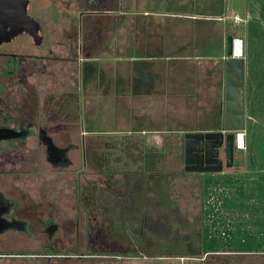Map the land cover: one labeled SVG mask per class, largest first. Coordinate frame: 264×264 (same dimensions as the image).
<instances>
[{
  "label": "rangeland",
  "instance_id": "rangeland-1",
  "mask_svg": "<svg viewBox=\"0 0 264 264\" xmlns=\"http://www.w3.org/2000/svg\"><path fill=\"white\" fill-rule=\"evenodd\" d=\"M120 2L121 8H116L114 14H102L99 9L97 16L88 17L84 23L94 21L99 32L108 35L119 29V36H114L116 48L99 46L98 51L91 53L88 48L91 40L88 41L87 36L84 39L74 35L69 62L35 61L40 75L29 77V73H25L24 77L18 78L20 81L16 77L8 87L13 94L23 90L19 93L29 94L30 99L41 88L38 95L41 98V127L54 146L65 149L73 142L70 138L77 141V137H68L62 131L56 136L54 129L49 127L57 122L65 123L63 112L67 105L46 96L48 90L54 89V82L58 90L64 80L71 77L70 83L77 95L83 92L77 97V112L71 115V125L78 132H84L80 141L91 138L102 145L101 161H106V167L112 172L89 165L77 174L80 167L70 169L53 165L46 160L45 146L37 145L33 138L12 151L10 154L22 159L15 164L14 161L4 164V172L8 174L4 176L6 193L12 191V183L18 188L12 200L20 208L14 209L13 216L28 220L30 225L0 236V264H264V172L246 178L242 193L238 192L235 182L221 177L220 173H213L212 181L206 183L200 174L185 173L183 168L160 176L117 174L130 171L137 165V160L126 157L127 154L111 152V144L129 146L135 143L140 135L137 132L143 129L139 123H145L128 119V104L106 103L111 99L107 96L114 90L113 84L127 80L128 73L120 70L113 73L112 70L118 65L131 64L127 58L133 54L128 49L134 42L131 39L136 21L133 12L142 9L139 3L134 7L127 0ZM48 3V0H38L35 9L49 20ZM200 26L213 33L217 24L206 22ZM234 29L244 42L249 76L255 82L251 123L258 125L253 127L248 123L246 126L253 145L247 160L261 170L264 169V23L252 20L251 26ZM217 33L218 30L216 39ZM20 38L5 45L4 49L14 53H35L27 39ZM57 41L64 43V40L51 41L53 52L64 55V49L58 47ZM44 46L46 49L49 41ZM19 83L22 86L18 88ZM0 87L2 99L4 77L1 76ZM18 101L15 99L13 105ZM50 102L54 103L55 109ZM221 107L223 109L218 97L211 102L209 114L198 118L197 125L216 124L218 127ZM202 108L203 105H198V109ZM25 109L27 111V106ZM181 123L180 126H195L187 115ZM46 129L52 132L48 133ZM88 131L94 133L87 136L85 132ZM92 150L89 145L86 153L89 164L97 157L96 153L90 155ZM224 252H243L240 255L244 256Z\"/></svg>",
  "mask_w": 264,
  "mask_h": 264
},
{
  "label": "crops",
  "instance_id": "crops-1",
  "mask_svg": "<svg viewBox=\"0 0 264 264\" xmlns=\"http://www.w3.org/2000/svg\"><path fill=\"white\" fill-rule=\"evenodd\" d=\"M127 2L129 4L132 2L134 7H137L139 3L142 7V9L138 11L135 9L133 12L136 21L135 32L131 35V39L134 42L128 46L133 54L129 53L127 58L131 64L118 65L117 69L113 67V73L115 70L117 72L120 70V72L128 73V76L126 81H116L113 84L114 90L107 96L111 99H108L106 103L128 104V119L145 121V123H139L143 129L137 132L140 135L138 139H135V143L129 146L111 144V152H116L122 156L127 154L126 157L137 160V165L132 167L130 171L117 172V174L160 176L176 173L182 168L185 171L184 135L187 133L218 132L223 123V109L221 107L218 127L216 124L197 125L198 118H202L205 113L209 114L211 102H215L219 97L220 104L223 106L224 77L226 74L224 62L228 58L226 39L228 36L240 38L234 28L249 27L252 20L257 23H264V0H127ZM116 8H121L120 0ZM236 15L239 17L247 16L248 22L240 25L234 24L232 18ZM206 22L217 24V39L214 38L216 31L211 33L209 29L200 26ZM118 30L114 34L110 33V35L104 31L98 32L96 35H88L90 37L87 36L86 38L88 41L91 40L88 47L89 51L94 53L96 50L98 51L99 46L102 49H110L112 46L116 48L118 45L114 44V36H119ZM233 33L235 36L232 35ZM85 49L86 44L84 43L83 50L85 51ZM119 49L121 50V47ZM243 59L245 122L244 130L241 132L244 135L245 149L237 150L234 147L231 167L225 166L224 153L220 152V157L223 159L221 171L192 172L200 174L205 183L212 181L213 173H220L221 177L235 182L240 193L244 191L242 185L246 178L252 174L264 172V169L260 170V167L247 160L253 145L252 139L247 135L246 126L248 123L253 127L258 124L251 123L254 114L251 104L255 82L249 76L250 66H248L245 56ZM69 73L72 74V71L70 70ZM191 80L194 81L191 82ZM71 81L70 77L64 82L61 95L67 105L63 118L65 123L57 122L50 125L49 128L54 129L56 136H58L59 131H62L68 137H77V141L70 138L73 142L69 143L67 149L65 148L69 150L68 168L80 167L77 168L78 174L82 173L84 168L89 165H97L96 167L100 169L107 168L106 172H109L111 170L106 167L107 162H102L99 155L102 145L94 143L91 138L80 141V135L84 132H78L71 125V115L77 112L75 107L78 104L77 97L83 95L82 91L77 95L76 89L70 83ZM40 91L41 88H39V95ZM56 96L58 97L53 98L61 97L59 94ZM196 100L198 101L195 102ZM193 104H197L194 109L192 108ZM198 105H203L204 109H198ZM193 112L197 115L194 116ZM185 115L195 122L194 127L180 126L182 124L181 119ZM41 125L42 117L39 116V126L41 127ZM46 130L48 133L52 132L51 129ZM85 133L90 136L94 132ZM88 133L90 134L88 135ZM89 145L93 148L90 155L97 154L95 157L97 163L94 162V158H92L91 164L86 161ZM55 147L61 149L58 145ZM70 173L72 174V172ZM224 253L236 257L244 256L240 255L244 254L243 252Z\"/></svg>",
  "mask_w": 264,
  "mask_h": 264
},
{
  "label": "flooded vegetation",
  "instance_id": "flooded-vegetation-1",
  "mask_svg": "<svg viewBox=\"0 0 264 264\" xmlns=\"http://www.w3.org/2000/svg\"><path fill=\"white\" fill-rule=\"evenodd\" d=\"M118 1L119 0H48V20L45 19L40 11L35 9L36 5H38V0H26V15L36 24L37 38L26 32H16L13 36H10L11 29L9 27L0 34V76L4 77V98L0 99V236L11 230L29 228L30 225L28 220L13 216V211L17 208V204L12 200V195L17 192L18 188L12 183V191L9 194L6 193L8 188L5 187L4 176L8 174L4 172V164H10L12 161H14L15 164V161L20 162L22 159L10 153L19 149L28 139L33 138L37 142V145L40 144L45 146V157L48 162L53 165H61V167L68 166L69 164V159L67 157L69 150H66L67 148H56L44 129L39 126V116L41 115V98L38 96L39 93H36L34 97H32L33 99H30L29 94L25 95L19 93L23 90H19V92L13 94L8 91V87L16 77L17 79L22 78L25 76V73H29V77L35 74L40 75V69L38 65L35 64V61L38 62L41 59H46L69 62V54L72 51L71 43L74 39V35L85 38L90 34L96 35L99 32L98 25L94 21L89 20L90 22H88V24H84L88 17L97 16L99 14V9L103 11L100 12L102 14H108L110 12L114 14ZM2 2L4 20V0H2ZM20 37L27 39L29 45H32V50H34L35 53H14L7 52V50L4 49L5 45L15 43ZM56 40H64V43L57 41L58 47H63L64 55L53 52V44L51 41ZM46 41H49V46L44 49L46 47L44 46ZM42 47L44 50H41ZM18 81L20 80L18 79ZM64 82H66V79ZM63 84L60 85V89L56 90V84L54 82V89L48 90L47 97H50L52 100L64 102L62 100L64 98L61 96L63 93ZM21 86L22 83H19L18 88ZM56 94H59L61 97L53 98L58 97ZM20 96L23 97L19 98ZM15 99L19 101L16 105H13ZM29 104L32 105L28 106ZM52 104L54 103L50 102V106L55 109V106ZM26 106L27 111L25 109ZM65 110L66 106H64L63 115L66 113ZM25 117L32 120L33 123L30 122V120L26 122L27 119L25 120ZM32 124L34 126L30 128L29 126ZM9 155H11L10 159L8 158ZM35 160L38 161V158H35ZM19 208L20 207L17 209ZM17 225L19 227H17Z\"/></svg>",
  "mask_w": 264,
  "mask_h": 264
},
{
  "label": "water",
  "instance_id": "water-1",
  "mask_svg": "<svg viewBox=\"0 0 264 264\" xmlns=\"http://www.w3.org/2000/svg\"><path fill=\"white\" fill-rule=\"evenodd\" d=\"M0 0V34L11 29L10 36L16 32H26L37 38V27L26 15V0ZM38 40V39H37ZM233 38L226 39L227 59L224 62L223 123L218 132L187 133L184 135V165L186 172H218L223 168L224 153L226 167L232 166L235 133L244 130V59L232 58ZM6 230V229H5ZM4 230V231H5Z\"/></svg>",
  "mask_w": 264,
  "mask_h": 264
},
{
  "label": "built area",
  "instance_id": "built-area-1",
  "mask_svg": "<svg viewBox=\"0 0 264 264\" xmlns=\"http://www.w3.org/2000/svg\"><path fill=\"white\" fill-rule=\"evenodd\" d=\"M232 22L237 25L246 24L248 22V17L247 16L239 17L236 15L232 18ZM230 57L241 58V59L244 58V42L241 38H233L231 44ZM234 147L237 150L245 149L244 135L242 132L235 133Z\"/></svg>",
  "mask_w": 264,
  "mask_h": 264
}]
</instances>
